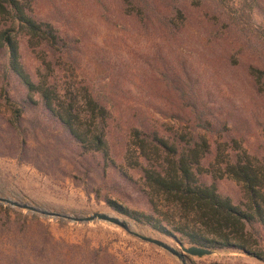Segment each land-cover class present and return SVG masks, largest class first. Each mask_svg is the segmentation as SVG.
Listing matches in <instances>:
<instances>
[{
    "label": "rangeland",
    "instance_id": "1",
    "mask_svg": "<svg viewBox=\"0 0 264 264\" xmlns=\"http://www.w3.org/2000/svg\"><path fill=\"white\" fill-rule=\"evenodd\" d=\"M125 1L32 0V15L53 25L60 49L32 48L19 37L21 61L35 81L48 74L61 92L87 90L108 108L106 136L115 164L85 153L39 105L24 106L19 131L11 127L9 103L22 106L25 90L4 77L0 53V195L73 214L114 213L134 230L176 247L171 237L116 212L105 199L152 212L140 169L124 160L134 128L169 140L204 135L205 167L219 146L224 154L243 149L264 158V76L256 72L264 71V0ZM6 25L0 19V30ZM42 57L51 62L50 71ZM216 184L234 202L242 197L239 182L223 177ZM155 200L159 210L174 211ZM25 214L48 226L59 249L44 256L27 250L38 238V223L28 221L25 237L10 230H18ZM260 236L264 249V229ZM213 261L264 264L231 249L190 256L191 264ZM97 263L181 264L119 226L68 222L0 202V264Z\"/></svg>",
    "mask_w": 264,
    "mask_h": 264
},
{
    "label": "trees",
    "instance_id": "2",
    "mask_svg": "<svg viewBox=\"0 0 264 264\" xmlns=\"http://www.w3.org/2000/svg\"><path fill=\"white\" fill-rule=\"evenodd\" d=\"M31 3L32 0H0V19L8 23L0 30L3 75L8 81L15 78L25 90L22 106L9 103L12 113L9 125L19 131L24 106L39 105L85 153H100L115 164L106 136L108 108L87 90L81 95L66 90L61 92L48 74L39 75L35 81L21 61L20 35L26 37L32 48L60 49L62 42L53 25L32 15ZM125 3L132 5L131 0ZM42 61L50 71L51 62L44 57ZM256 70L257 78L264 76V71ZM23 143L26 144V139ZM129 145L125 163L140 169L144 184L152 195V212L129 209L105 199L113 210L189 244L215 250H237L264 261L260 236V229H264L263 157H252L243 149L228 155L219 146L214 160L205 167L202 160L209 151V142L204 135L186 133L173 135L169 140L154 130L143 132L137 128L131 131ZM206 173L210 175L209 182L203 180ZM223 177L240 183L242 197L238 201L219 193L216 183ZM155 197L166 206L172 205L174 211L159 210ZM32 220L39 225V235L27 245V250L44 256L46 252L59 249L60 240H54L48 226L35 215H23L22 228L15 231L10 227V230L20 231L25 237L28 221ZM209 264L224 263L213 261Z\"/></svg>",
    "mask_w": 264,
    "mask_h": 264
},
{
    "label": "water",
    "instance_id": "3",
    "mask_svg": "<svg viewBox=\"0 0 264 264\" xmlns=\"http://www.w3.org/2000/svg\"><path fill=\"white\" fill-rule=\"evenodd\" d=\"M0 202L17 207V208L29 210L41 216L59 218L62 220H66L68 222L85 224L89 222L104 221V222L119 226L123 228L126 232H128L129 234L141 239L142 241H145L147 243H150L152 245H155L157 247L164 249L169 254L175 256L180 261L181 264H191L190 256L209 255L213 252V249L210 247L196 245V244H189L187 242H184L178 238H174L171 236L169 237H171L175 241L177 245L176 247L163 241L162 239L149 236V235L140 234L129 228L127 224L128 222L126 221V219L114 213L112 214V213H107V212L94 211L89 214H81V213L73 214V213H68L65 211L50 210L45 207L34 205L29 202L23 201L21 199H13V198L1 196V195H0Z\"/></svg>",
    "mask_w": 264,
    "mask_h": 264
},
{
    "label": "bare ground",
    "instance_id": "4",
    "mask_svg": "<svg viewBox=\"0 0 264 264\" xmlns=\"http://www.w3.org/2000/svg\"><path fill=\"white\" fill-rule=\"evenodd\" d=\"M127 221V220H126ZM128 223V226H129V228L130 229H132V230H134L133 228H132V223H130L129 221H127ZM134 231H136V230H134ZM136 232H138V231H136ZM138 233H140V234H143V233H141V232H138ZM143 235H146V234H143Z\"/></svg>",
    "mask_w": 264,
    "mask_h": 264
}]
</instances>
